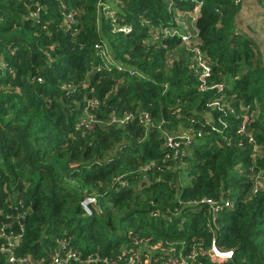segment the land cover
<instances>
[{
	"label": "trees",
	"instance_id": "obj_1",
	"mask_svg": "<svg viewBox=\"0 0 264 264\" xmlns=\"http://www.w3.org/2000/svg\"><path fill=\"white\" fill-rule=\"evenodd\" d=\"M262 36L264 0H0V264H264Z\"/></svg>",
	"mask_w": 264,
	"mask_h": 264
},
{
	"label": "built area",
	"instance_id": "obj_2",
	"mask_svg": "<svg viewBox=\"0 0 264 264\" xmlns=\"http://www.w3.org/2000/svg\"><path fill=\"white\" fill-rule=\"evenodd\" d=\"M185 40L188 41V38H185ZM202 68L204 70L205 77H208L210 75V72H211L210 68H208L206 65H202ZM87 204H88V202L85 203L86 206H87ZM226 206H228V204ZM214 253L220 258H225V259L233 258V252L221 254L220 252L214 250Z\"/></svg>",
	"mask_w": 264,
	"mask_h": 264
},
{
	"label": "rangeland",
	"instance_id": "obj_3",
	"mask_svg": "<svg viewBox=\"0 0 264 264\" xmlns=\"http://www.w3.org/2000/svg\"><path fill=\"white\" fill-rule=\"evenodd\" d=\"M238 1H239V4H243V5H245V4H247L249 1H252V0H238ZM255 2H256V1H255ZM253 17L262 20V14H261V13L254 14ZM261 42H262V43H261V47L264 48V36L261 37ZM219 106H220V105H219ZM212 107H214V106H212ZM218 108H219V107H218ZM111 121H112V122H117L116 118H113V117H112ZM88 203H89V202H88ZM85 208H87L86 205H85Z\"/></svg>",
	"mask_w": 264,
	"mask_h": 264
}]
</instances>
